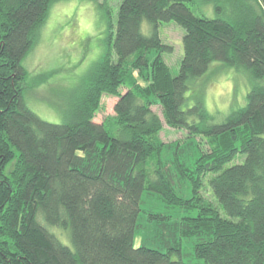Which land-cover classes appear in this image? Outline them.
<instances>
[{
  "label": "trees",
  "instance_id": "16d2710c",
  "mask_svg": "<svg viewBox=\"0 0 264 264\" xmlns=\"http://www.w3.org/2000/svg\"><path fill=\"white\" fill-rule=\"evenodd\" d=\"M56 1L0 0V264H264V0H123L62 123L22 85ZM172 21L185 30L177 75L160 33ZM220 62L252 87L215 122L182 106ZM105 94L117 101L99 122ZM165 126L186 138L165 142ZM153 196L172 212L144 210Z\"/></svg>",
  "mask_w": 264,
  "mask_h": 264
},
{
  "label": "rangeland",
  "instance_id": "374dc122",
  "mask_svg": "<svg viewBox=\"0 0 264 264\" xmlns=\"http://www.w3.org/2000/svg\"><path fill=\"white\" fill-rule=\"evenodd\" d=\"M122 1L59 0L52 5L38 38L22 61L27 71L22 81L24 100L40 117L54 123L65 120L87 75L106 54L110 21L117 24ZM194 9L198 15H206L201 7ZM208 14L213 16V9ZM160 33L164 43L173 47V51L165 52L164 57L173 74L177 75L184 56L185 30L172 21L161 23ZM141 84L145 86L144 82ZM251 87L247 73L233 70L221 62L215 63L202 78L190 84L182 108L187 110L200 103L215 122H221L244 105ZM116 101L113 96L103 95L96 120L103 122L107 116L114 115ZM154 110L163 117L161 107H154ZM161 136L165 142H172L185 139L187 134L165 126ZM204 146L208 149V145ZM142 207L154 212L170 209L165 201L155 196L146 198ZM141 221L140 238L147 237L149 242L156 240V220L146 218Z\"/></svg>",
  "mask_w": 264,
  "mask_h": 264
}]
</instances>
